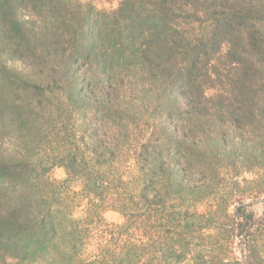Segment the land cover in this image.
<instances>
[{"label":"trees","instance_id":"trees-1","mask_svg":"<svg viewBox=\"0 0 264 264\" xmlns=\"http://www.w3.org/2000/svg\"><path fill=\"white\" fill-rule=\"evenodd\" d=\"M238 132L264 139V0H0V264H226L253 212L219 186L264 171Z\"/></svg>","mask_w":264,"mask_h":264},{"label":"rangeland","instance_id":"rangeland-1","mask_svg":"<svg viewBox=\"0 0 264 264\" xmlns=\"http://www.w3.org/2000/svg\"><path fill=\"white\" fill-rule=\"evenodd\" d=\"M76 1L84 4L86 3L92 4L98 10L112 11L118 7L121 0H76ZM224 52L225 51L223 50L221 54H224ZM239 123L241 124L242 122L240 121ZM248 131L251 132L252 130H248ZM242 134L243 135H239L238 132L236 133V136L238 138L237 142L240 143V145L243 148H246L245 146H248L254 142L260 144V145L258 144L259 145L258 148L260 149L258 151L259 152L261 151L262 147L264 146V139L262 137H258V133H254L255 137L253 135L249 136L248 133L247 134L242 133ZM258 161H260V159H258ZM257 166L261 168L259 162ZM259 168L252 167L249 170V172L241 173V175L239 176V184H240L239 187H234L233 185H231V183L234 182V181L231 182V179L230 181H227L223 186L221 185L219 186V189H221L222 193L225 194H227V192L234 193L235 194L234 196H238V198L241 197L240 200H242L244 204H249L250 208H248V210L253 212V221L246 226L244 232L248 231L252 223L253 224L258 223L261 222L262 219H264V203L262 202V200H264V171ZM50 177L54 180H63L66 178V174L62 168L56 167L51 170ZM71 187H72V191L78 194L81 190L82 185L80 181H72ZM78 202H79L78 203L79 206L75 210V214L77 217L80 216L81 211L85 207V201L83 199H79ZM239 202L240 201L236 199V201L232 203L233 205L230 206L229 208L230 213L233 214L235 212ZM203 210L204 208L198 209L199 212H202ZM102 218L103 220L100 224L104 226L105 234L107 233L105 235L106 238L108 240H110L111 238L116 239L113 242V245L118 243L120 236L118 235L120 230L119 226L124 221L122 215H120L117 212L107 210V211H103ZM137 235L139 236V233H137ZM219 237L221 238L224 244L226 243V241L229 240V239L228 240L223 239L221 235H219ZM241 237L242 236H236L230 238V244L227 247V253L226 254L224 253V258H225L224 261L227 262L226 264H234L235 261L239 262L240 264H244L242 263V258L248 264L249 254L247 251L246 238H244V241L242 243ZM120 240H123V238H121ZM97 244H98V238L94 237L90 245L86 247L87 250L86 253L88 255H92V253H94L97 248ZM226 245L227 243L225 244V246ZM184 264L187 263L184 262Z\"/></svg>","mask_w":264,"mask_h":264},{"label":"water","instance_id":"water-1","mask_svg":"<svg viewBox=\"0 0 264 264\" xmlns=\"http://www.w3.org/2000/svg\"><path fill=\"white\" fill-rule=\"evenodd\" d=\"M262 202L264 203V200H262ZM245 234H246V232H244L243 235H242V237H241V239H242V243H243V241H244ZM242 248H243V245H242ZM242 263L247 264L243 258H242Z\"/></svg>","mask_w":264,"mask_h":264}]
</instances>
